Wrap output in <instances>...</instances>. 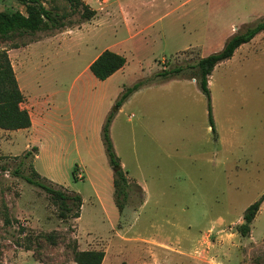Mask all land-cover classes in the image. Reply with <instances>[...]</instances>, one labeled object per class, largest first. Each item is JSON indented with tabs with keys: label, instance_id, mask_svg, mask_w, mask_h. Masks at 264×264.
I'll return each mask as SVG.
<instances>
[{
	"label": "rangeland",
	"instance_id": "1",
	"mask_svg": "<svg viewBox=\"0 0 264 264\" xmlns=\"http://www.w3.org/2000/svg\"><path fill=\"white\" fill-rule=\"evenodd\" d=\"M83 1L96 12L88 21L0 38L32 122L0 129L1 263L77 264L75 251L102 250L101 264H264V200L248 235L237 231L264 192V31L208 76L213 131L189 69L142 85L114 112L108 133L130 181L122 211L101 133L126 87L218 51L264 18V0ZM14 10L25 13L0 0V13ZM104 49L125 64L99 80L88 65ZM32 169L80 194L78 218L59 217L24 179Z\"/></svg>",
	"mask_w": 264,
	"mask_h": 264
},
{
	"label": "trees",
	"instance_id": "2",
	"mask_svg": "<svg viewBox=\"0 0 264 264\" xmlns=\"http://www.w3.org/2000/svg\"><path fill=\"white\" fill-rule=\"evenodd\" d=\"M23 4L25 13L18 10L12 12L0 13V38L12 34L33 35L39 31H52L72 25H78L90 20L95 15L92 9L83 0H65L68 5V11H63L56 7H46L43 0H15ZM75 14L77 17L70 19V15ZM264 31V18L247 24L241 29L236 30L226 38L222 47L215 52L206 56L198 57L191 65H171L159 69L149 79L137 81L131 86L126 87L116 99L112 110L106 116L102 125V141L108 163L113 168V199L119 211L123 210L127 202L130 190V181L120 165L119 158L113 150L109 137V124L115 111L122 105L128 96L140 88L142 85L151 80L166 81L175 77L186 75L189 69V76L196 80L200 91L207 98L208 121L213 131V119L210 108V95L208 88V76L213 68L220 62L230 58L234 51L242 44L249 42L256 34ZM24 43H22L23 45ZM16 45L14 47H18ZM7 48L0 49V129L17 130L28 128L31 125L30 114L28 110L21 107L24 101V95L20 90L14 70L9 59ZM125 64V58L121 54L110 49L102 50L88 65L92 75L99 80H104ZM36 150H28L23 154L26 157ZM32 176H24V179L41 189L49 196L51 202L57 206L60 218H78L82 198L79 193L69 191L61 185L55 187L45 183L42 177L34 169L31 171ZM35 178H34V177ZM142 192L141 187L135 183ZM264 200V192L260 197L247 206L243 215L242 222L237 226L240 235L246 236L250 231V224L254 219L260 203ZM48 237V236H47ZM74 261L77 264H101L104 258L102 250H78L74 252ZM0 264L1 261H0Z\"/></svg>",
	"mask_w": 264,
	"mask_h": 264
},
{
	"label": "crops",
	"instance_id": "3",
	"mask_svg": "<svg viewBox=\"0 0 264 264\" xmlns=\"http://www.w3.org/2000/svg\"><path fill=\"white\" fill-rule=\"evenodd\" d=\"M240 46H241V45H240ZM240 46H239V47H240ZM98 54H99V53H98ZM98 54H97V55H98ZM97 55H96V56H97ZM96 56H95V57H96ZM95 57H94V58H95ZM94 58H93V59H94ZM89 64H90V63H89ZM12 67H13V66H12ZM13 69H14V67H13ZM14 74H15V77H16V80H17V83L19 84V80H18L17 74H16V72H15V69H14ZM18 86H19V85H18ZM19 88H20V87H19ZM20 90H21V89H20ZM21 91H22V90H21ZM22 93H23V92H22ZM30 119H31V118H30ZM31 124H32V122H31ZM30 126H31V125H30ZM30 126H29V127H30Z\"/></svg>",
	"mask_w": 264,
	"mask_h": 264
},
{
	"label": "water",
	"instance_id": "4",
	"mask_svg": "<svg viewBox=\"0 0 264 264\" xmlns=\"http://www.w3.org/2000/svg\"><path fill=\"white\" fill-rule=\"evenodd\" d=\"M112 170H113V168H112Z\"/></svg>",
	"mask_w": 264,
	"mask_h": 264
}]
</instances>
